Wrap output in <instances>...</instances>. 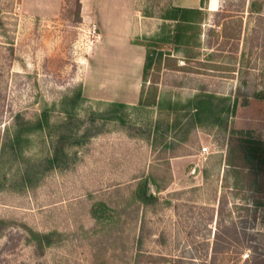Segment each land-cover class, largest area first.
I'll use <instances>...</instances> for the list:
<instances>
[{
    "label": "rangeland",
    "instance_id": "374dc122",
    "mask_svg": "<svg viewBox=\"0 0 264 264\" xmlns=\"http://www.w3.org/2000/svg\"><path fill=\"white\" fill-rule=\"evenodd\" d=\"M201 1L0 0V151L43 110L92 131L33 181L48 128L0 154V264H264V0ZM178 7L202 8L187 45ZM201 92L235 112L183 123ZM30 230L55 235L40 250Z\"/></svg>",
    "mask_w": 264,
    "mask_h": 264
},
{
    "label": "trees",
    "instance_id": "16d2710c",
    "mask_svg": "<svg viewBox=\"0 0 264 264\" xmlns=\"http://www.w3.org/2000/svg\"><path fill=\"white\" fill-rule=\"evenodd\" d=\"M203 1L204 0H202L201 2L203 3ZM200 10H202V8L199 9L178 7L177 11H182V13L179 12L172 15V18L176 19L177 23L179 24L178 29H180V31H178L176 41H179L180 44L183 43V45H187L189 41H191L189 39L190 36L187 33V29L189 27L188 23L192 21L189 12L196 13ZM152 65L153 56L152 54H148L145 62L144 72L147 73ZM77 93V95L79 96L80 92ZM261 97L264 99V94H262ZM216 99H218V102L214 103ZM219 107H221L222 109H217ZM114 108L118 110L117 105L114 106ZM185 108L188 110V113L191 114L184 115L186 116V120L183 123L189 122L193 125H197V123L202 121L203 117L210 118L216 115V112L220 110H224L228 114V116L229 114L234 113L237 108V98L231 101V98L229 96L218 98L217 95L213 92H201L190 99ZM73 109L74 106L72 107V109H66L65 111L67 112L68 117L57 124L51 123V117L47 110H43V112L33 120H24L21 118V116H18L16 118V124L14 125L13 129L8 130L6 134V140L4 141L2 150L0 151L1 156L2 152L5 153L7 150L11 151L12 154H21L24 148L27 147V145L30 143L29 135L33 131H46V129L48 128V134L49 136H51V138H53L50 155L41 160L40 163L32 164L30 166V173L27 169V171H25L23 177L21 178L23 182L27 180L33 181V177L35 176V174L39 173V170L37 168L41 166H43L45 170L68 166L70 162L72 163V159L75 158L73 153H71L70 151V147L74 145H82L90 139V137L92 136L90 127L84 129L82 132H79L78 128L71 126V119L73 115H75V110ZM98 117L102 119L121 118V116L119 117L117 114L108 115L107 113L104 114V112L98 113L97 118ZM93 120H96L95 115L93 117ZM78 126L80 125L78 124L77 127ZM143 187L144 188L140 191L139 194L141 200L144 203H153L157 201L158 196L156 194L149 193L148 183H145ZM5 223V220L0 219V229L4 227ZM30 232L32 236L31 241H33L40 250H42V248L45 246H49L52 242L53 236L55 235L53 232L46 234L38 233L34 230H30ZM223 240V234H220L219 232L216 233V241L214 243L215 245L213 246V250L215 252H221L227 248V246L225 245L227 241L224 240L225 242H223Z\"/></svg>",
    "mask_w": 264,
    "mask_h": 264
},
{
    "label": "built area",
    "instance_id": "2783aa9c",
    "mask_svg": "<svg viewBox=\"0 0 264 264\" xmlns=\"http://www.w3.org/2000/svg\"><path fill=\"white\" fill-rule=\"evenodd\" d=\"M207 152H208V147L203 146V147L201 148V153H207Z\"/></svg>",
    "mask_w": 264,
    "mask_h": 264
},
{
    "label": "bare ground",
    "instance_id": "6f19581e",
    "mask_svg": "<svg viewBox=\"0 0 264 264\" xmlns=\"http://www.w3.org/2000/svg\"><path fill=\"white\" fill-rule=\"evenodd\" d=\"M211 4H212L213 7H216L217 6V0H212V3Z\"/></svg>",
    "mask_w": 264,
    "mask_h": 264
}]
</instances>
